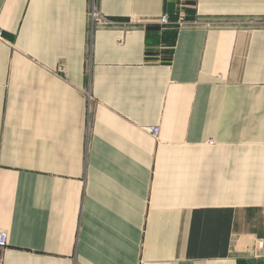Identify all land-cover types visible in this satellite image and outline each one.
<instances>
[{"label":"crops","instance_id":"1","mask_svg":"<svg viewBox=\"0 0 264 264\" xmlns=\"http://www.w3.org/2000/svg\"><path fill=\"white\" fill-rule=\"evenodd\" d=\"M0 230L2 264H264V0H0Z\"/></svg>","mask_w":264,"mask_h":264},{"label":"built area","instance_id":"2","mask_svg":"<svg viewBox=\"0 0 264 264\" xmlns=\"http://www.w3.org/2000/svg\"><path fill=\"white\" fill-rule=\"evenodd\" d=\"M184 6H180L179 11V19H178V26L180 28H187L190 26H196V22H187L186 21V14L183 10ZM90 18L92 20V29L96 28H114L116 25L114 22L106 20L95 8L90 12ZM159 23L162 26H167L170 24V16L165 14L163 15ZM130 30L126 29L125 33H128ZM119 44H122V41L119 42ZM148 133L151 134L154 138L158 139L160 129L158 127L149 128ZM8 246V240H7V234L4 231L0 230V264H2L3 261V254ZM250 255L257 259H263L264 258V240L257 239L253 246L250 249Z\"/></svg>","mask_w":264,"mask_h":264},{"label":"rangeland","instance_id":"3","mask_svg":"<svg viewBox=\"0 0 264 264\" xmlns=\"http://www.w3.org/2000/svg\"><path fill=\"white\" fill-rule=\"evenodd\" d=\"M91 30L94 31L95 29L93 30V29L91 28Z\"/></svg>","mask_w":264,"mask_h":264}]
</instances>
